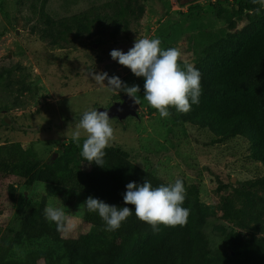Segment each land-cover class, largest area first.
<instances>
[{"label":"rangeland","instance_id":"obj_1","mask_svg":"<svg viewBox=\"0 0 264 264\" xmlns=\"http://www.w3.org/2000/svg\"><path fill=\"white\" fill-rule=\"evenodd\" d=\"M137 1L143 7L141 18L114 36L102 19L88 25L80 14L101 5L119 16V0H0V144L19 141L33 157L53 161L84 111L107 107L126 94L97 84L90 75L107 72L140 87L138 116L123 123L110 118L114 138L109 145L124 148L133 164L168 184L179 178L185 188L197 185L202 206L210 213L204 231L211 248L220 247L223 230L264 237V170L252 157L248 139L238 135L220 141L207 127L161 118L143 98L144 78L110 56L114 49L126 53L137 37L159 38L162 48H179L181 61L193 64L204 45L198 31L224 27L232 19L236 28L246 23V16L237 17L238 0ZM191 5L201 7L198 16L195 9L189 12ZM189 13L196 17L188 19ZM75 26H88L89 36ZM43 198L45 207L64 208L68 216L72 227L61 238L99 231L83 220V193L46 182L27 186L14 175L0 177V264L31 249L52 256L63 253L49 238L15 240L20 218Z\"/></svg>","mask_w":264,"mask_h":264},{"label":"trees","instance_id":"obj_2","mask_svg":"<svg viewBox=\"0 0 264 264\" xmlns=\"http://www.w3.org/2000/svg\"><path fill=\"white\" fill-rule=\"evenodd\" d=\"M119 4L122 11L119 16L98 5L83 11L80 17L88 25L102 19L111 33L119 36L143 13L137 0H119ZM190 8L189 12L195 9L197 16L201 13L199 5ZM256 8H260L259 14ZM236 13L238 18L242 15L247 18L240 28H236L232 19L224 27L197 32L204 42L202 56L193 63L202 74L200 102L186 114L171 106L169 111L176 121L207 127L220 141L238 135L247 138L252 157L264 170V8L252 0H238ZM192 16L189 13L187 18ZM75 30L89 36L88 26H75ZM84 138H80L79 146L72 138L68 140L53 161L33 157L31 149L19 141L2 143L0 177L18 176L27 186L35 182L64 185L83 193L85 200L92 196L109 205L129 207L133 214L118 230L110 232L105 230L98 212H89L84 206L83 220L99 231L63 239L56 224L44 216L43 198L36 208L22 215L15 240L32 243L49 238L60 244L63 253L52 256L44 250L31 249L21 258L7 259L1 264H38L40 259L44 264H264V237H243L236 231L223 230L220 247L211 248L204 231L210 213L202 206L196 184L186 187L183 207L190 209L187 224L175 227L161 224L159 231L154 232L151 225L135 216L133 205L124 203L123 194L129 182L142 184L145 178L154 187L168 183L133 164L128 152L120 146L108 145L104 167L95 162L89 164L81 156ZM82 165L88 168L83 169Z\"/></svg>","mask_w":264,"mask_h":264},{"label":"clouds","instance_id":"obj_3","mask_svg":"<svg viewBox=\"0 0 264 264\" xmlns=\"http://www.w3.org/2000/svg\"><path fill=\"white\" fill-rule=\"evenodd\" d=\"M264 8V0H252ZM259 14L260 8L255 9ZM159 38H136L126 53L119 49L110 52L113 60L131 70L137 77L144 78L143 98L154 109L158 110L161 118H170V106L177 112L188 113L192 105H198L202 95L201 72L192 63H181L182 52L177 47H161ZM92 79L100 85H106L113 92H125L135 99L139 85L128 86L118 76H109L107 72H93ZM107 80V84H105ZM107 111L90 108L83 112L77 130L72 134V140L80 145L81 130L86 133L82 143L81 156L89 164L95 162L104 167L105 149L114 138V129ZM123 200L126 205H133L135 216L151 225L154 232L159 231L158 225L168 227L184 226L187 224L190 209L183 207L186 199V188L182 179L174 183L161 184L154 187L148 178L142 184L129 182L126 185ZM83 205L89 212H98L105 222L106 231H115L121 227L133 212L129 207H117L89 196ZM45 218L54 222L57 231L66 232L72 227L68 216L61 207L51 204L44 209Z\"/></svg>","mask_w":264,"mask_h":264},{"label":"water","instance_id":"obj_4","mask_svg":"<svg viewBox=\"0 0 264 264\" xmlns=\"http://www.w3.org/2000/svg\"><path fill=\"white\" fill-rule=\"evenodd\" d=\"M137 107L135 99L125 94L121 101H115L107 107L97 106L94 108H97L98 111H107L109 118H116L118 122L123 123L127 117L138 116Z\"/></svg>","mask_w":264,"mask_h":264}]
</instances>
